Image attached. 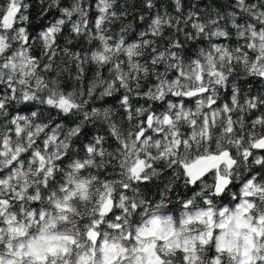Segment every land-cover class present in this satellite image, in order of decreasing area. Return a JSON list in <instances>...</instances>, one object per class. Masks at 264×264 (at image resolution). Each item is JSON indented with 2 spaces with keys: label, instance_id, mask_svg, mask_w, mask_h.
<instances>
[{
  "label": "snow or ice",
  "instance_id": "obj_1",
  "mask_svg": "<svg viewBox=\"0 0 264 264\" xmlns=\"http://www.w3.org/2000/svg\"><path fill=\"white\" fill-rule=\"evenodd\" d=\"M0 264H264V0H0Z\"/></svg>",
  "mask_w": 264,
  "mask_h": 264
}]
</instances>
